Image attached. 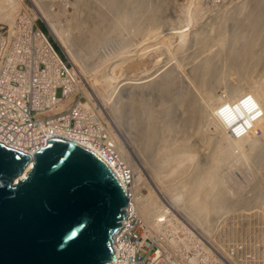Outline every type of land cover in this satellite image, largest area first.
<instances>
[{
	"label": "rangeland",
	"instance_id": "1",
	"mask_svg": "<svg viewBox=\"0 0 264 264\" xmlns=\"http://www.w3.org/2000/svg\"><path fill=\"white\" fill-rule=\"evenodd\" d=\"M23 1L24 4L27 5L28 7H34L35 5L36 7H38L36 4L37 0H34L35 2L33 0H23ZM40 1L41 2H39V5L43 10L46 11V14L49 17V19L52 20L54 23L56 22L55 24L57 25V27L61 28L62 31H64V33L66 32V35H69V38L73 42L74 46L78 47L80 50V57L77 58L75 63L76 65L78 64V66L79 65L80 66L79 67L76 66V68H74V74L75 77L77 78L78 88L81 87L83 89V87H85L84 82H88V84L90 83V85L92 86L95 83L98 86H100V93L107 94V96H105L106 100H102L101 96L95 95L94 93H93V100L97 108L102 107V109H100L101 112H104L105 110H109L108 109L109 104L110 107L114 103L120 104L121 107L120 110L121 117L119 116L120 124L115 125L113 119L108 117L109 127L111 130L110 133L112 136V143L114 146L118 148L123 147L122 149L124 150V156L128 161L127 165L130 167V169L133 168L134 174L137 177L139 176V178H142V180L144 181V185L141 188L139 187L138 191L142 194H145L146 197L150 196L151 194L154 196L156 195V197L159 200L160 197L158 191L154 188L152 183H150V179H149L150 172L147 173V170H144L145 165H142L141 167V165L135 159L133 152L128 146L130 136L133 137L137 136V129L134 125H131V121H130L132 117H131V113H129V105H130L129 101H135L137 103L138 100L142 98L140 93H142V95H148L150 86L146 84L144 85L143 88V86H136L132 83L122 84L120 79L126 76V78H129V80H132L133 78L143 76L153 71L157 66L165 65L166 62L169 61V63H167V65H165L164 68L170 64L168 68H170L171 70L173 69L174 72L177 74V76L178 77L180 76L179 78L181 80L183 81L185 80L186 84H188V86L191 88L190 90H193L195 92L194 95L198 98L199 102L200 103L202 102L201 103L202 105H207L209 103V96L205 95V92H203L205 91L204 89L205 86H197L196 82L190 78V74L188 71L190 68L189 65L191 66L192 64L195 63V61H196L195 63L196 65L200 62L199 60L202 61L208 58L209 60L216 62L215 59H213V57L216 54L217 50L219 49L218 44L232 43L236 35L235 22L233 23L231 32H228L229 34H227V31L223 27L230 26L228 22L229 20H226L225 18L228 17V15L230 14V10H232L234 4L239 0H170V1L168 0L167 1L168 5L162 2L161 0H148L149 3L147 2L148 6L146 7L148 10H150L152 14H154L156 11H158V9H160L159 12L161 14L162 13L165 14V12L168 13V18L165 19V22L163 20H160L159 23L158 21L144 23L143 19L146 16H148V14L146 15L148 11H146L145 8H141V11L137 13L139 15L138 20L135 21L137 24L135 22H133L134 23L133 24L128 22L124 23V21L123 23L118 21L117 17H119V15L113 9H111L109 5H107L109 3H107L108 1L106 2L105 0L104 1L101 0L102 2L100 0H44V1L40 0ZM162 3L163 5H161ZM174 4L175 6H173ZM159 5L162 8H160ZM167 6L170 7L169 12L166 11L168 8ZM171 10L172 12H170ZM173 10L175 11L174 15H172L174 12ZM56 11L58 12L57 16H56ZM37 18L40 24L41 23L44 24L45 19L43 17L38 15ZM56 19L59 22H57ZM116 21H118L120 28H114L113 23H115ZM216 22L220 23L221 27H218L217 26L218 23ZM59 24L60 26H58ZM199 28L200 30H198ZM209 28H211V30ZM196 30L198 32H196ZM205 31L207 33H205ZM194 32L196 35L194 34ZM211 33H213L214 35ZM171 34L174 35L172 36L174 38L168 37ZM199 35L202 36L204 35L207 39L206 40L207 42L205 41V45H203V47L197 45L199 44L198 41L202 38L201 36L199 38ZM194 36H196V38H194ZM125 37L127 38L125 39ZM51 39L52 41H54V43L57 44V46L60 49L62 48L60 44H58L53 37H51ZM180 40L185 42L183 46L175 47ZM147 41H149L150 43L149 42L146 43ZM217 42L219 43L217 44ZM210 44H212L213 46ZM128 46H129V50L127 48ZM142 46L143 47L146 46V48L142 50L143 48ZM138 47H140V49L143 51L144 56L141 53L142 55L141 57H139L141 50ZM187 47L188 50L186 51ZM197 47L199 48V50ZM174 48L176 49V53ZM181 51L183 52L181 53ZM124 52L126 53L128 52L127 53L128 56H126L125 55L126 53L124 54ZM131 52H133L134 54H131ZM168 52L170 53L168 54ZM135 54L138 55L135 56ZM169 56H171L172 58ZM116 57L117 58L120 57V58L115 59ZM167 58H170L172 60ZM180 60L183 61L180 62ZM184 63H186L187 65L185 66ZM153 64L154 65L157 64L155 68L154 66H152ZM224 64H225L223 67L224 70L222 69V71L220 72L221 75L220 73L218 74V77H220L222 82L220 81L217 84L216 82H214L215 83L214 89L217 90L216 95L222 94L224 98L225 96L224 94H226L227 91V85L230 83L232 84L235 81L236 83H239L237 84L239 85L238 93L240 94V96H242V98L246 100H251L253 98L258 102L264 101V85L261 83L262 81H264V68L262 70L257 69L258 71L257 70L251 71L252 73L249 72L247 75L244 76L243 74L239 73L237 67L232 63L226 64V62H224ZM114 67L115 69H113ZM142 69L145 71L147 70L150 71L144 73L145 71L143 72ZM139 70H141V72ZM132 72L133 75L135 73L136 75V76L134 75L135 77L132 75ZM210 72L211 74L212 72H214L212 68ZM130 74L132 77L131 76L128 77V75ZM249 75L252 78L248 79V77H250ZM108 76L112 77L113 79L109 78ZM181 76L183 79L181 78ZM97 78H99L100 80ZM216 79L217 78H215V81ZM161 80H162V76L159 77V79L157 80L158 85L162 83ZM217 86L219 88H217ZM214 89H212V91ZM212 91L211 93H215L214 91L213 92ZM150 92L152 94V96L150 97V99H152L151 102L153 103L154 107H157L159 98H164V96L161 93H158L157 89L150 90ZM204 95L207 98H205ZM183 107H184L183 104H177L172 108L170 115L171 122H169L170 127H172V123L175 124L176 127L182 125L181 118H183L184 114L181 110H183ZM236 113L238 114L237 111ZM210 117L211 116L207 118L208 120L205 119L203 124H201V127L204 130V132H206L207 134L213 135L218 133L219 135L218 131L221 130V128L215 122V120H213ZM209 118L211 122L209 121ZM227 131L228 128L226 129V132ZM186 133L188 135V140L191 141L193 144H190L191 149L184 148L182 152L189 153L191 157L190 155L186 154L184 155V157L183 156L181 157L183 159H180V157H175V155H169L170 157L169 156L168 157L169 158L172 157V158L167 160V164H164L162 166L163 168L158 169V171L156 169V172L160 173L161 177H163L162 180H164L163 182L165 183L177 179L180 176V170H182V172H187L188 170L187 173H189L195 168L201 166L202 163H204V160L206 158L205 156L208 152L207 150L208 145L204 142H197L198 140L192 135V131L190 128H187L185 134ZM252 137L253 138L251 139V141L254 144L256 142L262 143L264 141V129L262 130L257 129V132ZM249 140L250 139H247V141L243 143L242 147L235 146V148H233V152H234L233 156L235 157L230 158V160L229 159L226 160L227 162L221 160L220 163L223 162V165L220 164L221 168L219 169V179L223 184L225 190L229 193V195H236L240 193L242 195L249 196L252 194L258 195L259 193H261V195L264 197V165H260V164L254 165L252 160L245 158V151L246 149L250 148L249 146L251 145ZM175 161H177L178 163L180 162L178 169H176L177 162ZM173 168H175V170ZM187 168H189L190 170ZM153 170L154 171H152L151 176H153L155 173L154 168ZM170 177H172V179ZM158 181L161 185H163L161 179ZM254 183H257L258 187L256 189L254 188L252 189ZM263 197H262L263 201L261 200L259 202L245 201L242 202L243 204L233 203L234 205L229 204L226 207H219L218 209L214 208L212 210H208L206 213H203L202 216V219L204 220L203 223L199 219L198 221H193L190 219L188 222H186L184 221L183 218L180 217L182 215H180L179 213H175V211H173L174 213H171L172 214L171 219L168 217L165 220L164 218L159 217L164 220V221L161 220V222L163 221L161 225H156V227L155 226L145 227V231L148 232L147 235L150 238L152 236V238L157 239L156 241L157 244L160 243L162 245L161 247L162 250L161 249L159 250L161 252L160 255L162 257L169 259L172 264H184V262H186L185 264H191L189 256L193 255V253L199 255L198 256L199 263L197 262L196 264H264V198ZM143 199L146 198L140 196L138 201L140 202V200L142 201ZM183 200H184V195L181 197L180 203L183 202ZM176 208H178V206ZM205 220L208 225V228L206 229L207 231H203L199 227L202 224H204ZM203 232H205L204 233L205 235L203 234ZM155 235L156 237H153ZM196 241L198 242L200 241V244H197ZM168 254L170 255V257ZM173 260L176 261L173 262Z\"/></svg>",
	"mask_w": 264,
	"mask_h": 264
},
{
	"label": "bare ground",
	"instance_id": "2",
	"mask_svg": "<svg viewBox=\"0 0 264 264\" xmlns=\"http://www.w3.org/2000/svg\"><path fill=\"white\" fill-rule=\"evenodd\" d=\"M105 1L106 2L108 1L107 3H109V4H107V5H109L110 8L113 9L119 15V17H117L118 21H120L122 23H123V21H124V23L125 22L133 23L136 20H138L139 15L137 13L139 11H141V8H145V10L148 11V13H146V15L148 14V16H146L143 19L144 23H147V22L150 23L153 21H158V23H159L160 20H163L165 22V19L168 18V13L165 12V14H163V13L161 14L159 12L160 9H158V11H156L154 14H152L150 12V10H148L146 7V6H148L147 5L148 0H105ZM161 1L164 2L165 4L168 3L167 2L168 0H161ZM39 2H41V1L40 0L36 1V4L38 7H36V5L34 7H29V8H32L30 11L25 6V4L22 0H0V22L8 23V24L12 23V25L15 24V23H13L14 19L16 18V15L18 14V12L22 11V10H23L22 15L26 19H28L29 23H30V20L32 18H37L38 15L43 17L45 19V22L48 24L49 32L51 33L53 38L57 41V43L60 44V46L64 50L65 54L68 56V59L72 62L71 74H73L74 68H76V66H78V64L76 65L75 63H76L77 58L80 57V50L78 47L74 46L73 42L69 38V35H66V32L64 33V31H62L61 28L57 27V25L55 24L56 22L54 23L52 20L49 19V17L46 14V11L40 7ZM161 5H163V3ZM173 6H175V4ZM159 7H160V5H159ZM167 7L168 8L166 11L169 12L170 7L169 6H167ZM160 8H162V7H160ZM176 9H174V10H176ZM161 10H163V9H161ZM162 12H164V11H162ZM170 12H172V10ZM57 13L58 12L56 11V16H57ZM143 13H144V11H143ZM174 13H175V11L173 12V14L172 13L171 14L174 15ZM176 13H177V11H176ZM71 14H70V16H71ZM81 18H80V20H81ZM225 19L229 20L228 22L230 24V26H224L223 27L227 31V34H229L228 32H231L232 27H233V23L235 22V24H236V35H235V38L233 39L232 43H230V44H227V43L226 44H222V43L218 44L219 42H217L219 49L217 50L216 54L213 57V59H215L216 62H213L212 60H209V58H208V59H204L202 61L199 60L200 62L196 65H195L196 61L191 66L189 65L190 68L188 71L190 74V78L196 82L197 86H205L204 87L205 91H203V92H205V95L209 96V103L207 105H202L201 104L202 102L201 103L199 102L198 98L194 95L195 92L193 90H190L191 88L188 86V84H186L185 80L184 81L181 80L179 78L180 76L178 77L173 69L171 70L170 68H168V66L170 64L164 68V66L167 65V63H169V61L166 62L165 65H161V66H157V67H156V65L158 63L155 65L153 64L152 66H154V68L155 67L156 68L151 72H149L150 70H147L149 73H147V71L142 69L143 72L145 71L144 73H147V74L140 76V77L133 78V79L131 78L132 80H129V78H126V76L123 78H121L122 76L120 77L121 78L120 81L122 84L132 83L136 86H143V88H144V85L148 84L150 86V88H149L150 90H156L157 89L158 93H161L164 96V98H159L158 103H157V107H154L153 103L151 102L152 99H150V97L152 96V94H151L150 90L149 91L147 90L148 95H142V93H140L142 98L139 99L137 103L135 101H129V103H130L129 113H131V117H132V119L130 121H131V125H134L137 129V136L136 137L130 136L128 146L131 149V151L133 152L135 159L138 161V163L141 165V167H142V165H145L144 170H147V173L150 172L149 173L150 183H152L154 188L158 191L160 201L158 200L156 195L154 196L152 194L151 195L149 194L150 196L146 197L145 194H142L138 191V188L139 187L141 188L144 185V181L142 180V178H139V176L137 177L134 174L133 168L130 169V167L127 165L128 161L126 160V157L124 156V150L122 149L123 147L118 148V147L114 146L112 143V136L109 137V134H89V141L104 143L105 146H107V150L98 149L94 146L83 143L82 141H80L78 139L74 140L75 142L87 145L88 148L95 151L100 157H102L112 167V170H114L115 174L120 178V181H121L123 187L125 188V190L127 191L128 195H129L128 196V204H127V207H128L127 213L128 214L131 213V211L135 210V208H136L141 220L143 221L142 224L145 225L144 226V235H147V233H148L145 231V227H149V226H151V227L155 226L156 227V225H161V223L164 220L159 218V217H162L165 220L168 217L171 219V215H172L171 213H174L173 211H175V213H179L180 215H182L180 217L183 218L184 221H186V222H188L190 219L193 221H198V219H199L203 223V221H204L202 219L203 213H206L208 210H212L214 208L218 209L219 207H226L227 205L233 204V203L243 204L242 202H245V201L259 202L262 200L263 196L261 195V193H259L258 195L252 194L249 196L242 195L240 193L236 194V195H229V193L225 190L223 184L221 183V181L219 179V169L221 168L220 164L223 165V162L220 163L221 160L226 161L228 159L230 160V158H232V157H235V156H233V154H234L233 148H235V146L242 147L243 143L245 141H247V139H250L249 142L251 145L249 146L250 148L247 147L248 149H246V151H245V158L252 160L254 165H259V164L264 165V141L262 143L256 142L255 144L251 141V139L253 138L252 136L257 132V129H261V130L264 129V101L258 102L257 100H254L261 107L262 112H261V114L259 113V115H255L252 119L250 117V114L255 113L256 109L250 108L247 105L248 100L242 98V96H240V94L238 93V90H239L238 86L239 85H237V84H239V83H236L234 81V83L228 84L226 94H224L225 96L223 98L222 94L216 95L217 90L214 89L215 88L214 82H216V84H217L218 82L221 81L220 77H218V74L222 71V69L224 70V68H223L225 65L224 62H226V64L232 63L233 65H235L237 67L239 73L243 74L244 76L247 75L251 71H254L257 69L262 70L264 68V0H239L234 4V7L232 8V10H230V14ZM56 21H57V19H56ZM118 21L113 23L114 28H120ZM57 22H59V21H57ZM216 23H218V22H216ZM224 23H226V22H224ZM160 24H161V22H160ZM229 24H227V25H229ZM58 26H60V24ZM202 26H203V24H202ZM217 26L221 27V24L218 23ZM155 27H156V24H155ZM216 27H214V28H216ZM134 28H135V26H134ZM209 29L211 30V28H209ZM149 30H150V28H149ZM198 30H200V28ZM213 30H215V29H213ZM109 31H111V30H109ZM170 32H171V30H170ZM196 32H198V31L196 30ZM108 33H110V32H108ZM205 33H207V32L205 31ZM194 34H195V32H194ZM200 34H201V32H200ZM211 34H213V33H211ZM172 36H174V35L171 34L168 37H172ZM189 36H191V35H189ZM200 36L202 38L198 41L199 44H197V45L203 47V45H205V41L207 39L204 35L203 36L199 35V38H200ZM126 38L127 37H125V39ZM172 38H174V37H172ZM194 38H196V36H194ZM104 41H106V40H104ZM128 41H126V42H128ZM123 42H125V41H123ZM148 42L149 41H147L146 43H148ZM193 42H194V40H193ZM209 42H208V44H209ZM225 42H226V40H225ZM184 43H185L184 41L180 40L175 47H181V46H183ZM174 45H175V43H174ZM210 45H212V44H210ZM133 47H134V45H133ZM215 47H214V49H215ZM127 48L129 50V46ZM138 48L140 49V47H138ZM144 48H146V46L143 47L142 50ZM197 48H195V49H197ZM165 49H168V48H165ZM142 50L140 52L139 57H141V55L143 54ZM174 50L176 53L175 48H174ZM187 50H188V47H187L186 51ZM198 50H199V48H198ZM145 51H147V50H145ZM207 51H208V49H207ZM136 52H137V50H136ZM182 52L183 51H181V53ZM116 53H117V51H116ZM125 53L126 52H124V54ZM127 53L125 54L126 56H128ZM169 53L170 52H168V54ZM177 53H178V50H177ZM113 54H115V53H113ZM131 54H134V53L131 52ZM138 54H135V56ZM161 54H163V53H161ZM202 55H204V54H202ZM143 56H144V54H143ZM112 57H114V56H112ZM162 57H163V55H162ZM169 57H171V56H169ZM118 58H120V57H118ZM118 58L116 57L115 59H118ZM167 59H170V58H167ZM195 59H198V58H195ZM170 60H172V59H170ZM181 61H183V60H180V62ZM191 61H193V60H191ZM111 62H112V60H111ZM144 62H146V61H144ZM144 62H143V64H144ZM86 63H84V64H86ZM115 64H114V66H115ZM184 64H185V66L187 65L186 63H184ZM83 68H85V67H83ZM89 68H90V66H89ZM211 68L214 71V72H212V74L210 72ZM113 69H115V67ZM90 70H91V68H90ZM92 71H93V68H92ZM123 71H124V69H123ZM139 71L141 72V70H139ZM113 73H115V72H113ZM138 74H140V73H138ZM85 75H86V73H85ZM132 75H133V72H132ZM134 75H135V73H134ZM160 75L162 76V80H161L162 83H160V85H158L157 80L159 79V77H161ZM220 75H221V73H220ZM253 75H255V74H253ZM129 76H131V74L128 75V77ZM109 78H112V77H109ZM181 78H182V76H181ZM215 78H217L216 81H215ZM249 78H252V77L250 76V77H248V79ZM90 79H91V77H90ZM97 79H99V78H97ZM241 80H242V78H241ZM261 83L264 85V81H262ZM84 85H85V87H83V89H84L85 93H87V95L92 97V99H93V93H94L95 95L101 96L102 100H106L105 96H107V94H101L100 93V86H98L96 83L92 86V85H90V83L88 84V82H84ZM217 88H219V87L217 86ZM212 89H214L213 91L215 93H211ZM197 90H198V88H197ZM108 95H109V92H108ZM205 95H204V97L207 98ZM177 104H183V106H184L183 110H181L184 114L183 118H181L182 125L176 127L175 124L172 123V127H170L169 122H171L170 121L171 111H172V108L174 106H176ZM100 109H102V107L97 108V110L103 115V119H105L108 122V117H109V118L113 119V122L115 125L120 124L119 116L121 114V111H120L121 107H120L119 103H114V104H112L111 107L109 104V107H108L109 110H105L104 112H101ZM218 109H221V110H218ZM245 109H247L249 112ZM236 110L242 111L244 116H242V117L238 116V114L236 113ZM209 116H211L210 118L215 120V122L221 128V130L218 131L219 135H218V133L213 134V135L207 134L202 129L201 124H203L205 119L208 120L207 118ZM210 118H209V121L211 122ZM206 123H207V121H206ZM229 124H231V126L238 125V126H240V128H243L241 130L242 135L241 136H232L228 131L226 132L227 125H229ZM187 128L191 129L192 135L198 140L197 142H204L208 145V149H207L208 152H207L206 156L204 155L206 158L204 160V163H202V165L199 166L198 168H195L194 170H192L189 173H187L188 170H187V172H182V170H180V176L177 179H175L173 181H168L167 183H165V182H163L164 180H162L163 177H161L160 173L156 172V169L158 171V169L163 168L162 166L164 164H167V160L172 158V157L169 158L170 157L169 155H175V157H180V159H183L181 157L182 156L184 157V155H186V154L190 155L189 153L182 152V150L184 148L191 149L190 144H193L191 141L188 140L187 133L185 134ZM66 138L73 140L69 135H67ZM0 139L5 141L4 139H2V133H0ZM7 143L12 144L10 142H7ZM33 150H35V148L29 149L28 152L33 151ZM190 157H191V155H190ZM175 162H177V161H175ZM31 165H32V162L29 164V166H31ZM179 165H180V162L179 163L177 162L176 163V169H178ZM190 165H191V163H190ZM153 168L155 169V173L153 176H151L152 171H154ZM173 169L175 170V168H173ZM180 169H183V168H180ZM187 169H189V168H187ZM177 171H179V170H177ZM170 178L172 179V177H170ZM160 179H161L163 185H161L159 183L158 180H160ZM257 187H258L257 183H254L252 186V189L253 188L256 189ZM153 194H154V192H153ZM183 195H184V200H183V202L180 203V199ZM140 196H143L146 199H143L142 201L140 200V202H139L138 199ZM177 206H178V208H176ZM216 212H218V211H216ZM218 215H220V214H218ZM190 216H193V217H190ZM174 218H176V217H174ZM161 220H163V221L161 222ZM199 227L203 231H207L206 229L208 228V225H207L206 220H205L204 224H202ZM147 231H148V229H147ZM175 233H176V231H175ZM186 233H187V231H186ZM188 233H189V231H188ZM204 233L205 232H203V234ZM153 237H156V235ZM167 237H169V236H167ZM189 237H191V236H189ZM121 239H122V227H119L115 232L113 245H118V243H119V241H121ZM191 241H193V240H191ZM191 243H193V242H191ZM196 243L200 244V241L199 242L196 241ZM158 246L162 247V245L160 243H158ZM176 246H178V245H176ZM182 248H183V246H182ZM201 249H202V247H201ZM159 250L160 249L157 250V254H158ZM163 254H165V253H163ZM169 254H171V253H169ZM198 256L199 255L194 254V253H193V255L189 256L191 264H196L198 262ZM169 257H170V255H169ZM200 257H201V255H200ZM180 260H181V258H180ZM174 261H176V260H173V262ZM185 263L186 262H184V264Z\"/></svg>",
	"mask_w": 264,
	"mask_h": 264
},
{
	"label": "water",
	"instance_id": "3",
	"mask_svg": "<svg viewBox=\"0 0 264 264\" xmlns=\"http://www.w3.org/2000/svg\"><path fill=\"white\" fill-rule=\"evenodd\" d=\"M127 204L87 146L52 137L30 153L0 140V264H112Z\"/></svg>",
	"mask_w": 264,
	"mask_h": 264
},
{
	"label": "built area",
	"instance_id": "4",
	"mask_svg": "<svg viewBox=\"0 0 264 264\" xmlns=\"http://www.w3.org/2000/svg\"><path fill=\"white\" fill-rule=\"evenodd\" d=\"M22 13L23 10L18 12L13 25L0 22L2 139L29 150L44 145L52 137L69 135L73 140L107 150L104 143L89 141V134L110 137L109 121L103 119L92 97L78 88L77 78L71 74L72 63L55 50L37 18L29 23ZM247 105L256 109L252 119L261 114L262 109L253 98ZM242 129L228 125L232 136H241ZM142 222L136 209L126 214L120 225L122 239L113 245V263L172 264L160 251L157 254L161 247L156 238L144 235Z\"/></svg>",
	"mask_w": 264,
	"mask_h": 264
},
{
	"label": "clouds",
	"instance_id": "5",
	"mask_svg": "<svg viewBox=\"0 0 264 264\" xmlns=\"http://www.w3.org/2000/svg\"><path fill=\"white\" fill-rule=\"evenodd\" d=\"M38 19V18H37ZM37 23H38V25L41 27V29L43 30V32L44 33H46V34H48V36H49V39H50V41L52 42V45H53V47L55 48V50L57 51V52H59L60 54H61V56H62V58L64 59V60H67L68 59V56L65 54V52H64V50L61 48H59L58 46V49H56V47H55V45H57L56 43H54V41H52V39H51V37H53L52 35H51V33L49 32V27H48V24L46 23V22H44V24H40L39 22H38V20H37ZM55 44V45H54ZM69 60V59H68ZM70 61V60H69ZM71 62V61H70ZM72 63V62H71ZM218 110H220V109H218ZM237 112H238V116H240V117H242V116H244L243 115V112H240V111H238V110H236ZM252 115L250 114V117H251ZM227 128H228V125H227ZM56 137H64V138H66V136H56ZM1 140V139H0ZM49 140V139H48ZM1 141H3V140H1ZM3 142H5L6 144H9V143H7L6 141H3ZM47 143V142H46ZM45 143V144H46ZM44 144V145H45ZM9 145H11V146H13V147H15L14 145H12V144H9ZM83 145H85V144H83ZM43 146V145H42ZM85 146H87V145H85ZM41 147V146H40ZM15 148H18V147H15ZM39 148V147H38ZM38 148H35V150H37ZM19 149H21V150H24V151H29V150H26V149H23V148H19ZM35 150H33V151H30V153H33ZM120 179V178H119ZM128 194V193H127ZM129 196V195H128ZM136 209V208H135ZM127 211H128V207H127ZM137 211V210H136ZM137 213H138V211H137ZM126 214H127V212H126ZM126 214H125V216H126ZM124 216V217H125ZM124 217L122 218V220L124 219ZM122 220H121V222H122ZM121 225V224H120ZM120 227V226H119ZM118 227V228H119ZM117 228V229H118ZM116 229V230H117ZM116 230H115V232H116ZM115 232H114V235H115ZM114 235H113V242H114ZM113 242H112V244H113ZM113 251H114V246H113ZM113 254V253H112ZM113 257H114V254H113ZM113 257H112V264H114L113 263Z\"/></svg>",
	"mask_w": 264,
	"mask_h": 264
},
{
	"label": "trees",
	"instance_id": "6",
	"mask_svg": "<svg viewBox=\"0 0 264 264\" xmlns=\"http://www.w3.org/2000/svg\"><path fill=\"white\" fill-rule=\"evenodd\" d=\"M55 45V44H54ZM56 49H58L57 45H55Z\"/></svg>",
	"mask_w": 264,
	"mask_h": 264
}]
</instances>
